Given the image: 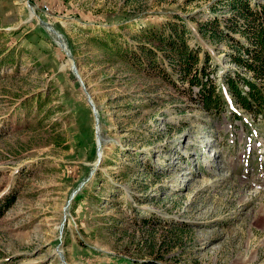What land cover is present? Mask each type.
Returning <instances> with one entry per match:
<instances>
[{
    "label": "rangeland",
    "instance_id": "obj_1",
    "mask_svg": "<svg viewBox=\"0 0 264 264\" xmlns=\"http://www.w3.org/2000/svg\"><path fill=\"white\" fill-rule=\"evenodd\" d=\"M215 2L0 0V264H264V120L139 63L176 14L218 87Z\"/></svg>",
    "mask_w": 264,
    "mask_h": 264
},
{
    "label": "trees",
    "instance_id": "obj_2",
    "mask_svg": "<svg viewBox=\"0 0 264 264\" xmlns=\"http://www.w3.org/2000/svg\"><path fill=\"white\" fill-rule=\"evenodd\" d=\"M211 12L227 16L198 23L197 33L202 40L225 50L228 68L218 87L210 53L188 44V31L176 14L166 16L158 26L139 31L149 45L141 48L139 63L149 69L155 67L158 77L173 89L180 83L182 96L206 114L224 111L221 92L225 91L239 109L253 119L264 120V2L216 0ZM121 54L125 58L126 52Z\"/></svg>",
    "mask_w": 264,
    "mask_h": 264
},
{
    "label": "bare ground",
    "instance_id": "obj_3",
    "mask_svg": "<svg viewBox=\"0 0 264 264\" xmlns=\"http://www.w3.org/2000/svg\"><path fill=\"white\" fill-rule=\"evenodd\" d=\"M59 42V45L63 48V49H65V45L59 40L58 41ZM97 134H99V126L98 125H96V135ZM97 137V136H96ZM98 138V137H97Z\"/></svg>",
    "mask_w": 264,
    "mask_h": 264
},
{
    "label": "built area",
    "instance_id": "obj_4",
    "mask_svg": "<svg viewBox=\"0 0 264 264\" xmlns=\"http://www.w3.org/2000/svg\"><path fill=\"white\" fill-rule=\"evenodd\" d=\"M47 10V9H46Z\"/></svg>",
    "mask_w": 264,
    "mask_h": 264
}]
</instances>
